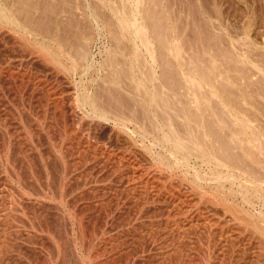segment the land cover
<instances>
[{"label":"rangeland","instance_id":"1","mask_svg":"<svg viewBox=\"0 0 264 264\" xmlns=\"http://www.w3.org/2000/svg\"><path fill=\"white\" fill-rule=\"evenodd\" d=\"M0 76V264H264V0H0Z\"/></svg>","mask_w":264,"mask_h":264},{"label":"bare ground","instance_id":"2","mask_svg":"<svg viewBox=\"0 0 264 264\" xmlns=\"http://www.w3.org/2000/svg\"><path fill=\"white\" fill-rule=\"evenodd\" d=\"M137 1H138V0H137ZM135 4H136V3H135ZM132 11H133V10H132ZM130 16H131V15H130ZM131 20H132V19H131ZM134 23H135V22H134ZM127 24H128V23H127ZM128 25H129V24H128ZM131 26H132V24H131ZM142 27H143V26H142ZM129 29H130V28H129ZM138 29H139V27H138ZM146 30H148V29H146ZM142 31H143V29L141 30V32H142ZM134 32H135V31H134ZM134 32H132V33H134ZM136 33H137V32H136ZM136 33H135V34H136ZM143 33H144V32H143ZM140 34H141V33H140ZM140 34H139V35H136V36H137V37L140 39V41L142 42V46L144 45L145 48L148 49V43H149V42H147V41H146V38H145L144 36H142V34H141V35H140ZM165 34H166V33H165ZM18 35H19V34H18ZM46 38H47V37H46ZM49 39H50V38H49ZM129 39H130V38H129ZM163 40H164V39H163ZM165 40H166V39H165ZM162 42H163V41H162ZM139 43H140V42H139ZM175 46H176V45H175ZM232 46H233V45H232ZM46 47H47V46H46ZM176 47H177V46H176ZM32 50H33V49H32ZM136 50H137V49H136ZM148 50H149V49H148ZM177 50H179V49L174 48V53H175L176 56H178L177 54H178V52H180V51L177 52ZM148 52H150V50H149ZM170 53H171V51H170ZM172 54H173V52H172ZM228 55H229V54H228ZM149 56H150V55H149ZM149 56H148V57H149ZM152 56H153V55H152ZM139 57H140V56H139ZM218 57H219V56H218ZM151 58H152V57H151ZM229 59H230V58H229ZM232 59H233V58H232ZM137 60H138V59H137ZM142 60H143V59H142ZM213 60H214V59H213ZM238 60H239V59H238ZM65 61H66V60H65ZM217 61H218V60H217ZM226 61H227V60H226ZM229 61H231V60H229ZM59 62H60V61H59ZM222 62H223V61H222ZM196 63H197V62H196ZM196 63H195V64H196ZM134 64H135V63H134ZM138 64H139V62H138ZM146 64H147V62H146ZM19 65H20V64H19ZM236 65H237V64H236ZM20 66H21V65H20ZM139 66H140V65H139ZM196 66H197V65H196ZM225 66H227V65H225ZM2 67H3V66H2ZM193 67H194V66H193ZM213 67H214V66H213ZM20 68H21V67H20ZM195 69H196V68H195ZM205 69H207V68H205ZM208 70H209V69H208ZM193 71H194V70H193ZM224 71H225V70H224ZM236 71H237V70H236ZM239 71H240V70H239ZM203 72H204V71H203ZM227 72H228V71H227ZM231 72H232V71H231ZM231 72H229V73H231ZM1 73H2V72H1ZM16 73H17V72H16ZM145 73H146V72H145ZM216 73H217V72H216ZM221 73H222V72H221ZM237 73H238V72H237ZM11 74H12V73H11ZM18 74H19V73H18ZM201 74H202V73H201ZM213 74H214V73H213ZM219 74H220V73H219ZM145 75H146V74H145ZM207 75H208V74H207ZM147 76H148V75H147ZM0 77H1V76H0ZM198 77H199V76H198ZM225 78H226V77H225ZM247 78H248V77H247ZM206 79H207V78H206ZM132 80H133V79H132ZM146 80H147V79H146ZM146 80H145V81H146ZM189 80H191V79H189ZM192 80L196 81L195 79H192ZM249 80H250V79H249ZM13 81H14V80H13ZM221 81H222V80H221ZM229 81H230V80H229ZM189 82H190V81H189ZM202 82H203V80H202ZM207 82H210V81H207ZM191 83H192V82H191ZM22 84H23V83H22ZM195 84H196V83H195ZM195 84H194V86H195ZM201 84H202V83H200V81H198L197 85L195 86V87H196L195 89L197 90V88H200V86H202ZM206 84L209 86L208 83H206ZM206 84H204V85H206ZM138 85H139V84H138ZM214 85H215V84H214ZM216 85H217V84H216ZM135 86H136V85H135ZM139 86H140V85H139ZM197 86H198V87H197ZM210 86H212V85L210 84ZM223 86H224V85H223ZM18 87H19V86H18ZM145 87H146V85H145ZM212 87H213V86H212ZM235 87H237V86H235ZM210 88H211V87H210ZM140 89H141V88H140ZM216 89H217V88H216ZM232 89H233V87H232ZM235 89H236V88H235ZM144 90H145V89H144ZM199 90H200V89H199ZM210 90H211V89H210ZM213 90H214V88H213ZM149 91H150V90H149ZM218 91H219V90H218ZM225 91H226V90H225ZM236 91H237V90H236ZM241 91H242V90H241ZM46 92H47V91H46ZM137 92H138V91H137ZM141 92H142V91H141ZM216 92H217V91H216ZM238 92H239V91H238ZM196 93H197V91H196ZM212 93H213V91H212ZM219 93H220V92H219ZM221 93H223V92H221ZM224 93H225V92H224ZM213 94H214V93H213ZM45 95H46V94H45ZM140 95H142V94H140ZM195 95H196V94H195ZM195 95H194V97H195ZM204 95H205V94H204ZM231 95H232V94H231ZM243 95H244V94H243ZM196 96H197V95H196ZM200 96H201V95H200ZM210 96H211V94H210ZM213 96H214V95H213ZM229 96H230V95H229ZM245 96H246V95H245ZM245 96H242V97L244 98ZM145 97H146V96H145ZM224 97H225V96H224ZM40 98H41V97H40ZM141 98H142V97H141ZM204 98H205V97H204ZM233 98H234V97H233ZM248 98H249V97H248ZM248 98H247V99H248ZM145 99H146V98H145ZM196 99H197V97H196ZM231 99H232V98H231ZM231 99H229V100H231ZM240 99H241V98H240ZM85 100H86V99H85ZM146 100H147V99H146ZM146 100H145V101H146ZM200 100H201V99H199V101H200ZM208 100H209V99H208ZM208 100H206V102H207ZM237 100H238V99H237ZM243 100H244V99H243ZM197 101H198V99H197ZM197 101H196V103H197ZM199 101H198V103H200V102L202 101V102H201V103H202L201 105H204V103H203L204 100H203V99H202L200 102H199ZM225 101H226V98H225ZM231 101H232V100H231ZM233 101H234V100H233ZM233 101H232V102H233ZM167 103H168V102H167ZM194 103H195V102H194ZM196 103H195V105L198 104V103H197V104H196ZM221 103H222V102H221ZM206 104H207V103H206ZM206 104H205V105H206ZM225 104H227V103H225ZM231 104H232V103H231ZM236 104H237V103H236ZM249 104H250V103H249ZM140 105H141V104H140ZM151 105H152V104H151ZM207 105H208V104H207ZM229 105H230V104H229ZM232 105H235V103L232 104ZM247 105H248V104H247ZM197 106H198V105H197ZM224 106H225V105H224ZM252 106H253V105H252ZM199 107H200V104H199ZM201 107H202V106H201ZM205 107H207V106H204V108H202V109H206ZM218 107H219V106H218ZM166 108H167V107H166ZM196 108H197V107L195 106V109H196ZM225 108H226V106H225ZM227 108H228V107H227ZM233 108H234V107H233ZM236 108H238V107H236ZM247 108H248V107H247ZM145 109H146V107H145ZM208 109H209V107H208ZM223 109H224V108H223ZM238 109H239V108H238ZM198 110H199V108H198ZM198 110H196V111H198ZM221 110H222V109H221ZM224 110H226V109H224ZM233 110H234V109H233ZM246 110H247V109H246ZM207 111H208V110H207ZM211 111H212V110H211ZM229 111H230V110H229ZM234 111H235V110H234ZM236 111H237V110H236ZM143 112H144V111H143ZM199 112H200V111H199ZM201 112H202L203 114H202ZM201 112H200V114H201V115H204L203 117H205V114H206V113L204 114L203 111H201ZM242 112H243V111H242ZM184 113H185V111H184ZM188 113H189V111H188ZM217 113H218V112H217ZM230 113H231V112H230ZM230 113H228V114H230ZM233 113H234V112H233ZM190 114H191V112H190ZM200 114H198V112H194V111H193V115H190V117L192 118L191 121L194 122V124L197 123V126H199L200 128H203V127H204L203 124L201 125L200 123H198V121H199V116H197V115H200ZM214 114H215V113H214ZM238 114H239V113H238ZM238 114H236V115H238ZM243 114H244V113H243ZM187 115H188V114H187ZM201 115H200V117H201ZM207 115H208V114H207ZM230 115H231V114H230ZM10 116H11V115H10ZM232 116H233V114H232L230 117L232 118ZM238 116H239V115H238ZM245 116H246V115H245ZM165 117H166V116H165ZM197 117H198V118H197ZM226 117H227V116H226ZM11 118H12V117H11ZM43 118H44V117H43ZM186 118H187V117H186ZM231 118H230V119H231ZM238 118H239V117H238ZM241 118H242V117H241ZM241 118H239V120H240ZM200 119H201V118H200ZM202 119H203V118H202ZM234 119H235V118H234ZM243 119H244V118H243ZM189 120H190V119H189ZM248 120H249V119H248ZM201 121H202V120H201ZM233 121H234V120H233ZM244 121H245V120H244ZM244 121H243V122H244ZM254 121H255V120H254ZM185 122H187V120H186ZM217 122H218V121H217ZM236 122H238V121H236ZM240 122H241V121H240ZM202 123H203V122H202ZM208 123H209V122H208ZM212 123H214V122H212ZM252 123H253V122H252ZM171 124H172V123H171ZM186 124H187V123H186ZM205 124H206V123H205ZM209 124H210V123H209ZM237 125H239V124H237ZM240 125H241V124H240ZM249 125H250V124H249ZM249 125H247V126H243V125H242V126H241L242 128H241V127H239V128L237 127L238 130H239V131L237 130V131L239 132V134H238L237 132H235V133H231V134H233V135L236 134L237 136L240 135V137H241V136L244 137V136H248V135H249L248 137L244 138L245 141H246V143H247L246 145L253 144L254 142H255V143H256V142L258 143V142H259V139H260V138H258V135H259V134L257 135V134H255L254 132H253V133L250 132L249 127H248ZM38 126H39V125H38ZM168 126H169V125H168ZM185 126H186V125H185ZM190 126H191V125H190ZM225 126H226V125H225ZM225 126H224V127H225ZM166 127H167V126H166ZM186 127H187V126H186ZM188 127H189V126H188ZM251 128H252V127H251ZM167 129H168V128H167ZM173 129H174V128H173ZM189 129H190V128H189ZM206 129H207V128H206ZM209 129H210V128H209ZM256 129H257V126H256ZM175 130H176V129H175ZM226 130H228V129H226ZM229 130H231V127H230ZM235 130H236V129H235ZM143 131H144V130H143ZM219 131H220V130H219ZM248 131H249V133H250L251 135L248 133ZM251 131H253V130H251ZM207 132H209V131H207ZM256 132H257V131H256ZM260 132H261V131H259V133H260ZM175 133H176V132H175ZM189 133H191V132H189ZM205 133H206V131H205ZM262 133H263V132H262ZM211 134H212V133H211ZM219 134H220V133H219ZM252 134H253V135H252ZM206 135L210 136V135L207 134V133H206ZM224 135H225V134H224ZM226 135H227V134H226ZM236 135H235V136H236ZM177 136H178V135H177ZM192 136H193V135H192ZM203 136H205V135H203ZM208 136H207V137L205 136V137H206V138H209ZM237 136H236V137H237ZM194 137H195V136H194ZM215 137H216V136H215ZM227 137H228V136H227ZM233 137H234V136H233ZM249 137H251V138H249ZM259 137H260V135H259ZM185 138H186V137H185ZM198 138H199V137H198ZM203 138H204V137H203ZM203 138H202V139H203ZM231 138H232V136H231ZM187 139H188V138H187ZM194 139H195V138H194ZM211 139H212V138H211ZM244 139L242 138V140H241L243 143H245ZM168 140H169V139H168ZM170 140H171V139H170ZM174 140H175V139H174ZM178 140H179V139H176V142H177ZM181 140H182V139H181ZM223 140H224V138H223ZM261 140H262V139H261ZM204 141H205V140H204ZM207 141H208V140H207ZM228 141H229V140H228ZM176 142H175V143H176ZM187 142H188V141H187ZM224 142H225V141H224ZM260 142H261V141H260ZM189 143H191V142L189 141ZM193 143H195V142H193ZM206 143H207V142H206ZM209 143H210V141H209ZM255 143H254V144H255ZM177 144H178V143H177ZM181 144H182V142H181ZM197 144H198V142H197ZM199 144H200V143H199ZM201 144H202V143H201ZM204 144H205V143H204ZM194 145H195V144H194ZM202 145H203V144H202ZM209 145H210V144H209ZM209 145H208V146H209ZM244 145H245V144H243V147H246V148H247V146H244ZM260 145H261V144H260ZM178 146H180V145H178ZM210 146H211V145H210ZM229 146H230V145H229ZM233 146H234V145H233ZM253 146H254V145H253ZM257 146H259V144H258V145L256 144V147H257ZM196 147H197V146H196ZM196 147H195V148H196ZM199 147H200V146H199ZM243 147H242V148H243ZM184 148H185V147H184ZM184 148H183V149H184ZM195 148H194V150H195ZM197 148H198V147H197ZM200 148H201V147H200ZM200 148H199V149H200ZM203 148H204V147H203ZM220 148H221V147H220ZM242 148H241V150H242ZM248 148H249V146H248ZM250 148H251V147H250ZM250 148H249V149H250ZM253 148H254V147H253ZM244 149H245V148H243V150H244ZM249 149H247V150H248V151H247L248 156H250L251 159L256 160V157H255L254 155H256L257 153H256V154H252V153H251L252 151L250 152ZM258 149L261 150L260 147H258ZM201 150H202V149H201ZM251 150H253V149H251ZM262 150H263V149H262ZM203 151H204V150H203ZM212 151H213V150H212ZM187 152H188V151H187ZM217 152H218V151H217ZM219 152H220V151H219ZM227 152H228V151H227ZM261 152H262V151H261ZM204 153H205V152H204ZM210 153H211V152H210ZM196 154H197V153H196ZM196 154H195V155H196ZM201 154H202V153H201ZM206 154H207V153H206ZM211 154H212V153H211ZM259 154H260V153H259ZM259 154H258V155H259ZM224 155H225V153H224ZM202 156H203V155H202ZM202 156H200V157H202ZM205 156H206V155H205ZM209 156H212V155H209ZM198 157H199V156H198ZM217 157H218V156H217ZM217 157H216V158H217ZM203 158H204V157H203ZM226 158H227V157H226ZM257 158H258V157H257ZM222 159H223V157H222ZM222 159H221V160H222ZM219 160H220V159H219ZM221 160H220V161H221ZM261 160H263V159H261ZM217 162H218V161H217ZM221 163H222V162H221ZM223 163H224V162H223ZM256 163H257V162H256ZM225 164H226V163H224V165H225ZM228 164H229V162H228ZM239 164H240V163H239ZM188 165H189V164H188ZM259 166L261 167L260 164H259ZM186 170H187V169H186ZM179 171H180V170H179ZM246 173H247V172H246ZM166 176H167V175H166ZM219 176H221V175H219ZM219 178H220V177H219ZM254 178H255V177H254ZM263 178H264V177H263ZM230 180L232 181L233 179H230ZM230 180H229V181H230ZM237 185H238V184H237ZM241 194H242V193H241ZM240 196H241V195H240ZM242 196H243V195H242ZM246 198H247V197H246ZM263 218H264V217H263ZM254 221H255V220H254ZM254 223H255V222H254ZM4 255H5V254H4Z\"/></svg>","mask_w":264,"mask_h":264}]
</instances>
